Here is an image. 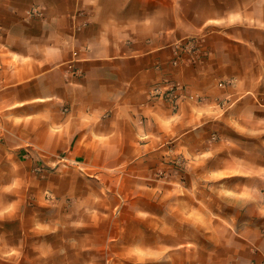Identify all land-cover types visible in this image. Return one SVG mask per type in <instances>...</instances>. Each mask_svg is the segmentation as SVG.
<instances>
[{"label":"crops","instance_id":"1","mask_svg":"<svg viewBox=\"0 0 264 264\" xmlns=\"http://www.w3.org/2000/svg\"><path fill=\"white\" fill-rule=\"evenodd\" d=\"M172 86L185 99L157 102ZM223 119L228 160L214 143L213 181L248 184L228 192L244 205L227 228L206 226L192 264L203 252L264 264V163L248 155L264 151V0H0V221L107 210L125 168L197 138L204 120L221 139ZM5 231L0 246L16 245Z\"/></svg>","mask_w":264,"mask_h":264},{"label":"rangeland","instance_id":"2","mask_svg":"<svg viewBox=\"0 0 264 264\" xmlns=\"http://www.w3.org/2000/svg\"><path fill=\"white\" fill-rule=\"evenodd\" d=\"M182 91L172 86L162 94L158 89L156 101L185 99ZM204 122L200 135L190 136L187 144L155 151L149 166L125 168L128 181L123 183V198H109L106 204L102 201L107 210H13L10 220L1 219L0 229L5 225L6 235L17 244L0 246V264H192L196 258L191 252L193 242L197 238L206 242L211 234L206 226L216 221L227 228L237 217L230 213L242 211V197L229 199L228 192L248 186L229 183L227 173L213 181L210 161L214 143L221 142L220 166L228 160L227 119L219 121L225 129L221 139L212 131L211 120ZM248 155L253 161L257 157V164L264 163V151ZM195 158L198 166L192 161ZM64 168L82 174L73 166ZM254 181L252 193L258 189ZM111 206L116 209L110 210ZM207 255L201 253L204 264Z\"/></svg>","mask_w":264,"mask_h":264}]
</instances>
